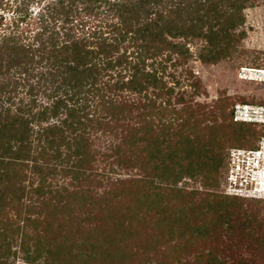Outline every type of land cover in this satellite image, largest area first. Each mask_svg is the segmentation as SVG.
Wrapping results in <instances>:
<instances>
[{
	"label": "trees",
	"instance_id": "1",
	"mask_svg": "<svg viewBox=\"0 0 264 264\" xmlns=\"http://www.w3.org/2000/svg\"><path fill=\"white\" fill-rule=\"evenodd\" d=\"M31 1L0 33V264L13 244L21 264H262L250 200L177 186L219 188L226 150L255 145L228 142L259 132L233 123L227 100L204 112L179 97L175 110L165 80L187 41L205 43L202 63L227 57L250 0H52L26 33ZM243 241L251 257L235 258Z\"/></svg>",
	"mask_w": 264,
	"mask_h": 264
},
{
	"label": "rangeland",
	"instance_id": "2",
	"mask_svg": "<svg viewBox=\"0 0 264 264\" xmlns=\"http://www.w3.org/2000/svg\"><path fill=\"white\" fill-rule=\"evenodd\" d=\"M20 1L21 0H0V33L3 32L7 25L13 20L12 18L15 14L14 10ZM50 1L52 0L31 1L30 11L33 12V16L22 26L24 32L28 33L30 31H35V13ZM246 6L247 7L242 11L244 22L234 31L235 35H239L240 33H242V35L236 43V48L232 50L227 57L217 64L202 63L198 59V54L205 43L201 40H192L185 42L189 57L184 62L182 60H177V56H174L173 59L167 63L165 80L168 82L169 86H173L174 88L172 107L175 110L182 108V104L176 103L179 97H182L185 101H189L190 104L194 106L196 104L205 105L206 108L203 109L204 112H209L214 109L216 107V102L219 100H227V103H230V105L235 103L264 104V84L244 82L237 78V71L240 68H264V0H250ZM85 21H88V26L95 24L93 17H88ZM181 42L184 41L181 40ZM206 123L209 125L213 122L209 121ZM201 126H203V124ZM255 142V138L248 135L246 138H242L238 143L229 141L228 147L237 144H241L244 147H251ZM101 146H103V144H101ZM101 146L99 147L101 148L100 150L104 151ZM95 165H97L99 173H108L107 175L110 176L112 180L135 177V171L133 170L132 172L120 170L117 171L116 174H112L108 172L107 168L105 171H101L102 167H104L103 163L98 164L97 162ZM203 184V178L200 176L197 179L182 180L177 186L185 189L186 192L199 193L196 194L194 200L200 199L202 197L200 193L203 192L214 191L220 194V188H208ZM108 185L109 184H92L94 192L99 193L108 187ZM57 186H64L69 190L73 188L72 185L69 184L68 179L63 180V182L62 180H58ZM241 203L242 205L240 208L242 212L255 216L257 220L264 219V202L241 201ZM222 239L225 242L227 241L224 234ZM248 243L247 241H243L242 244H239L233 256H235V258L238 256L250 258V252L254 246H249ZM221 247H223V244ZM12 250H17L18 253L15 258L9 259L8 264L24 263L23 254L19 251L18 244H13ZM262 250L264 251V249ZM256 261L264 264V252L261 253V255H257Z\"/></svg>",
	"mask_w": 264,
	"mask_h": 264
},
{
	"label": "built area",
	"instance_id": "3",
	"mask_svg": "<svg viewBox=\"0 0 264 264\" xmlns=\"http://www.w3.org/2000/svg\"><path fill=\"white\" fill-rule=\"evenodd\" d=\"M240 81L264 84V68H240ZM233 123L254 127L258 137L254 147L226 150L219 193L226 197L264 201V104L235 103L230 108Z\"/></svg>",
	"mask_w": 264,
	"mask_h": 264
}]
</instances>
